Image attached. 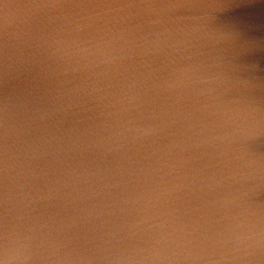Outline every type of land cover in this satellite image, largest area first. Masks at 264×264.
<instances>
[{
	"label": "water",
	"instance_id": "water-1",
	"mask_svg": "<svg viewBox=\"0 0 264 264\" xmlns=\"http://www.w3.org/2000/svg\"><path fill=\"white\" fill-rule=\"evenodd\" d=\"M0 264H264V0H0Z\"/></svg>",
	"mask_w": 264,
	"mask_h": 264
}]
</instances>
